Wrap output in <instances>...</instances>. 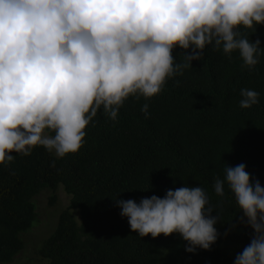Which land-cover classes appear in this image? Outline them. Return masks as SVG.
<instances>
[{
  "label": "clouds",
  "instance_id": "clouds-1",
  "mask_svg": "<svg viewBox=\"0 0 264 264\" xmlns=\"http://www.w3.org/2000/svg\"><path fill=\"white\" fill-rule=\"evenodd\" d=\"M257 25L264 0H0V166L36 147L57 159L77 153L98 112L117 122L126 100L158 96L208 46L229 59L238 52L242 68L254 71L264 48L241 29ZM240 96L242 109L259 103L255 90ZM141 112L150 118L148 103ZM225 185L253 230L234 264H264V187L243 163L215 177L217 196ZM116 202L140 238L178 234L190 253L218 239L221 213L212 215L201 186Z\"/></svg>",
  "mask_w": 264,
  "mask_h": 264
},
{
  "label": "trees",
  "instance_id": "trees-1",
  "mask_svg": "<svg viewBox=\"0 0 264 264\" xmlns=\"http://www.w3.org/2000/svg\"><path fill=\"white\" fill-rule=\"evenodd\" d=\"M241 33L264 48V25ZM184 51L173 50L177 62ZM242 63L238 52L229 59L208 46L158 96L126 100L117 122L98 112L77 153L62 159L43 147L29 156L13 153L15 160L0 166V264H12L26 250L40 221L37 198L46 193V208H54L60 190L68 205L27 264H234L253 230L227 185L224 196L216 195L214 179L224 177L226 164L243 163L264 187V54L254 71ZM242 88L259 92V103L240 108ZM183 186H201L216 209L212 215L221 213L210 250L187 252L178 234L140 238L120 215L117 200L163 198Z\"/></svg>",
  "mask_w": 264,
  "mask_h": 264
},
{
  "label": "rangeland",
  "instance_id": "rangeland-1",
  "mask_svg": "<svg viewBox=\"0 0 264 264\" xmlns=\"http://www.w3.org/2000/svg\"><path fill=\"white\" fill-rule=\"evenodd\" d=\"M46 193H42L37 198L39 223L33 227L27 235L28 243L25 251L20 253L12 264H27L32 257L34 244L39 243L52 229L55 224L56 215L58 212L68 205V197L64 195L62 190L58 193V204L54 208H46L47 198ZM25 239V240H27Z\"/></svg>",
  "mask_w": 264,
  "mask_h": 264
}]
</instances>
